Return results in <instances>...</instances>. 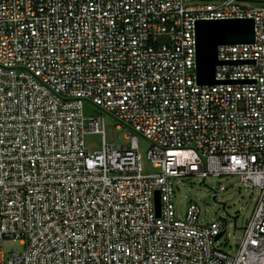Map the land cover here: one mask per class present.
<instances>
[{
    "label": "built area",
    "instance_id": "built-area-1",
    "mask_svg": "<svg viewBox=\"0 0 264 264\" xmlns=\"http://www.w3.org/2000/svg\"><path fill=\"white\" fill-rule=\"evenodd\" d=\"M225 17H252L254 40L219 45L221 81L200 84L195 21ZM189 174L257 190L233 250L224 220L176 213L172 178ZM0 264H264V0H0Z\"/></svg>",
    "mask_w": 264,
    "mask_h": 264
},
{
    "label": "rangeland",
    "instance_id": "rangeland-1",
    "mask_svg": "<svg viewBox=\"0 0 264 264\" xmlns=\"http://www.w3.org/2000/svg\"><path fill=\"white\" fill-rule=\"evenodd\" d=\"M256 3L251 2L250 4L255 5ZM82 110L85 115L102 116L107 142L113 144L129 143L130 129L120 119L116 118L112 111L102 109L89 100H83ZM84 141L90 152L101 148L100 133L88 132L84 135ZM137 144L144 171L154 172L158 170L152 167L146 159V151L150 143L140 133L137 134ZM172 182L176 213L182 214L188 203L193 201L200 207L199 218L201 220L207 221L215 218L224 220L225 231L220 236L218 245L224 251L233 250L242 235V226L248 221L256 203L257 190L242 183L238 174H209L204 180L198 175L189 174L172 178ZM220 183L225 186L224 190L219 189ZM214 190H217L215 197H213ZM222 202H224V206ZM235 210H238V215L234 219ZM2 244L6 252L22 249V244L17 239L5 238Z\"/></svg>",
    "mask_w": 264,
    "mask_h": 264
},
{
    "label": "water",
    "instance_id": "water-1",
    "mask_svg": "<svg viewBox=\"0 0 264 264\" xmlns=\"http://www.w3.org/2000/svg\"><path fill=\"white\" fill-rule=\"evenodd\" d=\"M195 31V76L200 84L217 83L215 65L222 60L218 58V46L221 44L251 42L254 40V21L252 17H225L214 19H197ZM213 197L215 195L213 194ZM155 211L160 213L159 190H155ZM224 206V202H222ZM235 210L233 218L237 217ZM222 233L219 232L216 238Z\"/></svg>",
    "mask_w": 264,
    "mask_h": 264
}]
</instances>
